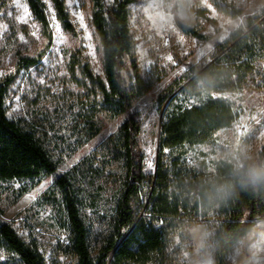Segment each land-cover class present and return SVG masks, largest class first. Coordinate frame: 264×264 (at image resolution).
Listing matches in <instances>:
<instances>
[{"label":"rangeland","instance_id":"1","mask_svg":"<svg viewBox=\"0 0 264 264\" xmlns=\"http://www.w3.org/2000/svg\"><path fill=\"white\" fill-rule=\"evenodd\" d=\"M64 1L74 33L62 28L51 0H42L49 21V39L25 0H0V86L5 79H12L6 91V116L35 133L57 163L52 175L0 183V224L11 226L27 245L35 246L44 264H78L56 186L61 176L73 180L80 193L79 210L94 259L112 238L123 164L110 161L105 144L118 134L127 118L115 116L97 87L84 76L87 67L93 76L105 81L103 51L92 25L90 0ZM134 1L129 18L134 55L140 77L151 87L130 111L138 115L141 123L139 144L148 177L142 187V202L146 205L156 173L160 117L168 105V101L162 105L159 97L191 68L203 69L212 62L216 45L227 40L234 30H245L246 18L263 15L264 0ZM107 3L112 5L114 0ZM226 4L242 10V14L231 18L222 11ZM198 10L205 14L197 16ZM178 22L210 40L202 42L182 34ZM21 58L34 59L37 64L19 68ZM260 66L258 77L246 88L211 94L231 106L235 121L218 131L209 143L187 149L181 158L182 167L172 168L168 161L169 193L180 200L187 212L182 218L155 223L166 233L167 247L148 264H200L202 255L197 254L194 243L197 233L202 236L201 246L211 250L215 264L223 208L234 189V182H224L231 185L230 194H215L220 185L216 181L217 165L226 162L233 166L242 149L264 163V64ZM132 75V71L124 73L126 77ZM204 100L205 97H187L178 103L190 107ZM92 124L100 132L88 140ZM179 175L184 177V185ZM202 181L211 185L209 207L196 216L191 211L197 197L194 191ZM146 216L144 207L141 217ZM261 220L264 216L258 221ZM258 231L264 233V229ZM252 238L254 234L249 233ZM237 241L229 249L226 264H256L247 251L237 258ZM0 264L19 263L14 255L1 249ZM259 264H264V256L259 258Z\"/></svg>","mask_w":264,"mask_h":264},{"label":"trees","instance_id":"2","mask_svg":"<svg viewBox=\"0 0 264 264\" xmlns=\"http://www.w3.org/2000/svg\"><path fill=\"white\" fill-rule=\"evenodd\" d=\"M35 21L50 39L49 21L42 0H25ZM171 1V0H166ZM55 15L62 28L74 33L64 0H51ZM134 0H90L92 25L98 35L104 57L105 81L93 76L87 67L85 78L94 84L103 102L115 116L126 115L117 135L109 138L105 146L110 161L122 162V179L119 199L115 208L113 236L94 259L87 242V229L80 210V193L74 181L61 176L56 186L61 194V204L67 222L71 250L78 264H148L154 255L162 254L167 247V235L155 223L182 218L187 212L180 200L169 193L168 161L172 168L182 167L181 158L187 149L209 143L220 130L228 128L236 118L231 106L214 99L211 94L238 92L258 77L264 64V14L246 18V29L234 30L227 40L215 47L214 61L199 75L202 69L191 68L185 77L175 81L159 97L163 111L159 131L158 157L153 189L148 203L143 205L142 187L148 179L145 175L139 135L141 123L137 114H131L133 105L146 95L151 87L139 75L134 55V40L130 31V6ZM222 11L237 18L242 10L226 4ZM203 16L204 10H198ZM179 31L202 42L204 36L192 27L177 23ZM37 64L34 59L21 58L18 67L30 68ZM132 71V76L124 73ZM12 79H5L0 86V183L16 180H34L52 175L57 163L42 145L35 133L26 131L9 120L5 111L6 91ZM178 90V91H177ZM177 91V93H176ZM195 97L205 100L199 105L184 107L181 98ZM100 130L89 126L88 140ZM264 153V150H263ZM75 170H78L75 169ZM233 166L219 162L216 181L219 184L234 182V189L223 208V223L217 237L215 264H226L231 246L264 216V185L252 187L241 183L233 175ZM179 182L185 179L179 175ZM194 191L191 211L196 216L209 207L211 185L202 181ZM145 207L146 217H141ZM5 249L18 259L19 264H44L35 246L27 245L7 224H0V250Z\"/></svg>","mask_w":264,"mask_h":264},{"label":"clouds","instance_id":"3","mask_svg":"<svg viewBox=\"0 0 264 264\" xmlns=\"http://www.w3.org/2000/svg\"><path fill=\"white\" fill-rule=\"evenodd\" d=\"M232 175L241 183L256 187L264 185V163L257 162L246 150H241L240 155L234 158ZM231 185L221 184L215 189L217 196H227L230 194ZM264 229V220L254 222L248 232L237 241L234 249L237 258L247 251L259 264V258L264 256V233L258 231ZM249 233L254 234V238L249 239ZM197 254L202 255L200 264H214L213 255L210 249L202 247V236L197 233L194 240Z\"/></svg>","mask_w":264,"mask_h":264},{"label":"water","instance_id":"4","mask_svg":"<svg viewBox=\"0 0 264 264\" xmlns=\"http://www.w3.org/2000/svg\"><path fill=\"white\" fill-rule=\"evenodd\" d=\"M215 60V59H214ZM213 60V61H214ZM212 61V62H213ZM212 62H210L208 65H206L197 75H199L201 72H203ZM170 100V99H169ZM169 100H168V102H169ZM164 111V110H163ZM162 118H163V112H162V114H161V117H160V125H161V123H162Z\"/></svg>","mask_w":264,"mask_h":264}]
</instances>
